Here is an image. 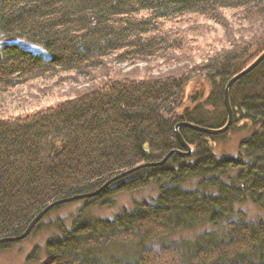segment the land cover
<instances>
[{
  "label": "trees",
  "instance_id": "16d2710c",
  "mask_svg": "<svg viewBox=\"0 0 264 264\" xmlns=\"http://www.w3.org/2000/svg\"><path fill=\"white\" fill-rule=\"evenodd\" d=\"M226 10L261 32L232 40L189 69L139 80L101 73L97 85L70 101L0 119V240L23 234L48 205L92 194L138 168L94 197L50 210L28 236L54 231L41 264H264V60L232 86L228 132L182 128L189 157L140 167L182 151L179 123L225 125L226 84L264 51V0H0V95L37 79H93L108 62L178 63L187 58V42L162 24L197 15L227 29ZM235 129L250 130L238 155L216 157L212 145ZM151 186L154 197L111 219L92 214L119 194ZM74 203V214L45 223ZM247 203L261 215L247 218L238 208ZM21 242L0 244V251ZM38 252L27 261H38Z\"/></svg>",
  "mask_w": 264,
  "mask_h": 264
},
{
  "label": "rangeland",
  "instance_id": "374dc122",
  "mask_svg": "<svg viewBox=\"0 0 264 264\" xmlns=\"http://www.w3.org/2000/svg\"><path fill=\"white\" fill-rule=\"evenodd\" d=\"M222 16L228 21L229 28L223 29L212 20L197 15H185L180 18L166 21L162 24V29L172 34L178 41L184 39L187 42V58L178 63L165 64L160 60L149 63L121 64L117 65L108 62L104 69L96 73L93 79H77L72 75H62L56 78L37 79L21 85L9 93L0 95V119L14 120L25 116L33 115L39 111L53 108L65 101L74 99L87 87L97 85L101 73L108 75L111 79L119 80L122 77L131 79H145L147 77H159L180 70L189 69L195 64H199L206 57L212 56L216 52L229 48L232 40H249L258 35L256 27H250L247 23L241 22L234 17V11L226 10ZM243 28V29H242ZM26 47L37 52L34 46ZM42 51V49L40 50ZM250 134V130L238 132L237 129L231 132L223 142H215L211 151L216 157L232 156L239 153V144ZM156 195V188L151 186L147 190L134 194H119L115 197V203L110 208L93 210L92 214L103 219H111L122 209H130L134 201L150 199ZM79 204H70L60 211L51 213L49 220L55 217H64L65 214H74ZM245 211L247 218L254 220L261 215V212L251 204L239 206ZM199 233L197 231L184 232L183 237L193 238ZM54 231L45 227L11 247L9 250L0 251V264H41L44 262V245L46 240L53 237ZM34 248H38V261H27L29 254ZM44 258V259H43Z\"/></svg>",
  "mask_w": 264,
  "mask_h": 264
},
{
  "label": "water",
  "instance_id": "95a60500",
  "mask_svg": "<svg viewBox=\"0 0 264 264\" xmlns=\"http://www.w3.org/2000/svg\"><path fill=\"white\" fill-rule=\"evenodd\" d=\"M264 60V51L258 56V58L252 63L250 64L248 67H246L243 71H241L240 73H238L237 75L233 76L228 83L226 84L224 91H223V106L227 115V120L224 126L217 128V129H209V128H203V127H199V126H195L189 123H179L175 126V135H176V139L182 149V151L180 150H171L168 154H166L164 156V158L156 164H146V165H142L140 167H153V166H161L163 164L166 163V161L172 156V155H179L181 157H189L192 154V148L191 146H189L181 137L179 130L182 128H189L192 129L196 132L202 133V134H206L209 136H217V135H221L224 134L226 132H228V130L231 127L232 124V117H233V111H232V107L230 105V90L232 88V86L242 77H244L245 75L249 74L250 72H252L255 68H257L260 63ZM138 168H135L133 170H129L127 172L122 173L121 175L111 179L109 182H107L101 189H99L98 191L92 193V194H88V195H83V196H75L72 198H68L65 200H60L58 202L52 203L50 205H48L43 211H41L33 220L32 222L29 224V226L27 227V229L25 230V232H23V234H21L20 236L16 237V238H7V239H1L0 240V244L3 243H16V242H21L24 239H26L34 230L35 226L43 219V217L48 214V212H50V210H52L54 207L59 206V205H63V204H69L72 203L74 201H78V200H82V199H86V198H90V197H94L95 195L99 194L104 188H106L107 186H109L111 183L117 181L118 179L127 176L128 174L132 173L133 171H135Z\"/></svg>",
  "mask_w": 264,
  "mask_h": 264
}]
</instances>
